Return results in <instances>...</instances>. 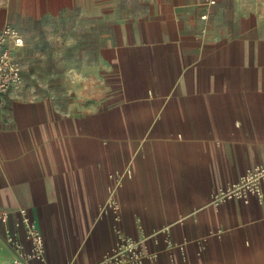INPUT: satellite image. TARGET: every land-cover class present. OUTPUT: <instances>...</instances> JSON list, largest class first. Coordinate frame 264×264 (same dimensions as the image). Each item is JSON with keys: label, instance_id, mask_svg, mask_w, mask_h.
I'll use <instances>...</instances> for the list:
<instances>
[{"label": "crops", "instance_id": "crops-1", "mask_svg": "<svg viewBox=\"0 0 264 264\" xmlns=\"http://www.w3.org/2000/svg\"><path fill=\"white\" fill-rule=\"evenodd\" d=\"M130 4L64 93L2 97L0 214L39 225L46 264L100 263L115 226L143 264H264V188L211 200L264 165V0Z\"/></svg>", "mask_w": 264, "mask_h": 264}, {"label": "rangeland", "instance_id": "rangeland-1", "mask_svg": "<svg viewBox=\"0 0 264 264\" xmlns=\"http://www.w3.org/2000/svg\"><path fill=\"white\" fill-rule=\"evenodd\" d=\"M138 2L139 0H0V29L7 24L23 39V47L17 50L22 68V83L11 91L40 97L64 93L67 87V65L80 60L78 52L81 51L83 72L90 73V52L97 44L93 40L98 37L101 45L113 28L106 20L107 16L116 17L124 11L129 16V4L134 7L132 3ZM68 88L74 87L69 85ZM118 230L121 231L115 226L112 231L116 237ZM68 234L73 246V226H68ZM1 242L0 264H4L9 261L6 254L10 248L4 238ZM116 242L117 239L109 246L103 259L116 247Z\"/></svg>", "mask_w": 264, "mask_h": 264}, {"label": "built area", "instance_id": "built-area-1", "mask_svg": "<svg viewBox=\"0 0 264 264\" xmlns=\"http://www.w3.org/2000/svg\"><path fill=\"white\" fill-rule=\"evenodd\" d=\"M216 0H205L212 6ZM202 15L201 19H206ZM23 47L20 34L7 24L0 29V102L3 96L22 83V68L17 50ZM264 188V165H254L224 188L214 191L216 206L233 201L248 203ZM2 236L13 257L4 264H46L45 242L39 225L23 211H3L0 214ZM137 239L117 231L116 247L98 264H143Z\"/></svg>", "mask_w": 264, "mask_h": 264}]
</instances>
